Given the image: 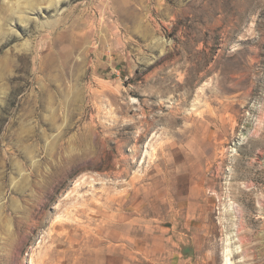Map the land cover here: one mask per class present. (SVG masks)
Listing matches in <instances>:
<instances>
[{"label": "rangeland", "instance_id": "rangeland-1", "mask_svg": "<svg viewBox=\"0 0 264 264\" xmlns=\"http://www.w3.org/2000/svg\"><path fill=\"white\" fill-rule=\"evenodd\" d=\"M0 264H264V0H0Z\"/></svg>", "mask_w": 264, "mask_h": 264}, {"label": "bare ground", "instance_id": "bare-ground-1", "mask_svg": "<svg viewBox=\"0 0 264 264\" xmlns=\"http://www.w3.org/2000/svg\"><path fill=\"white\" fill-rule=\"evenodd\" d=\"M28 3V2H27ZM29 6V5H28ZM25 15V14H24ZM185 85V84H184ZM190 85V84H188ZM196 86V85H195ZM184 87V86H183ZM164 89V88H163ZM186 90V89H185ZM42 102H45V100H43ZM95 126V125H94ZM98 126V125H97ZM97 135V134H96ZM102 142V141H101ZM94 157V156H93ZM91 158V157H90ZM89 159V158H88ZM86 181V180H85ZM32 220V219H31Z\"/></svg>", "mask_w": 264, "mask_h": 264}]
</instances>
